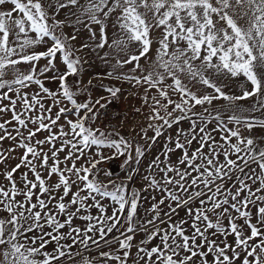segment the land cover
Masks as SVG:
<instances>
[{
    "label": "snow or ice",
    "instance_id": "6c2138e0",
    "mask_svg": "<svg viewBox=\"0 0 264 264\" xmlns=\"http://www.w3.org/2000/svg\"><path fill=\"white\" fill-rule=\"evenodd\" d=\"M0 6L6 9L0 10V89H6L0 93V113H11V120L0 123V141L13 140L24 150L20 162L2 174L10 187L0 185V212L7 213L0 217V264H61L62 257L81 255L78 250L71 251L74 246L88 250L91 243L99 248L101 241L127 250L134 237L126 233L137 230L147 234V241L141 243L157 238L160 243L150 249L139 247L133 264L140 260L144 264H264V147H258L250 135L257 126L264 129V119L235 114L264 112V0H49L47 7L42 0H0ZM70 7L78 8L79 15H71L76 16V24L88 30L90 39L96 40V49L107 46L124 53L126 58H117L114 68L132 65V74L114 76L109 72V77L148 85L144 89L146 104L148 89H156L157 94L151 96V115L147 117L150 122L147 129L141 130L142 139L155 144L164 128L171 129L191 116L204 122V116L194 109L220 99L228 101L233 110L227 123L244 129L242 132L240 127H228L221 120L218 129H213L222 133L217 141L206 133V123L200 127L192 120L188 133L180 129L175 140L169 137L171 144L166 143L162 153L165 160L157 156L149 166L163 173L162 183L154 177H144L150 181V188L163 195L152 204V217L140 224L134 221L139 191L129 189L124 181L108 179L105 183L100 175L111 177L112 173L99 166L116 157H124V165L139 164L145 150L119 133L114 138L111 132L92 128L91 122L96 120L94 108L104 107V97L87 103L75 98L77 89L69 86L68 77L83 70V61L70 43L77 39L76 35L58 33L64 21L55 18ZM109 20L121 33L111 43L107 36ZM92 25L97 26L96 31ZM153 29L160 33L154 59L150 55ZM49 41L46 50H37L38 46L49 45ZM130 45H136L134 51ZM89 47L82 44L80 50ZM58 54L62 58L60 66L55 63ZM42 59L46 63L38 67ZM141 59L151 61L149 67L153 70L146 75ZM21 65L28 67L21 71ZM138 70L140 75L135 74ZM9 72L12 78L6 79ZM46 73L52 75L45 76ZM180 74L212 92L198 95L185 85ZM213 75L242 76L241 95L226 94L223 87L227 85L216 83ZM41 77L58 81L59 89L50 91ZM167 78L172 83L165 85ZM33 83L38 86L36 94L22 91ZM106 91L116 98L121 89L108 87ZM170 92L178 94L179 101L173 100ZM49 98L52 103L46 106L42 100ZM250 98H256L250 108L237 103ZM65 100L71 108L64 104ZM62 118L64 123H60ZM215 119L220 120L219 114ZM13 121L18 125L15 135L5 126ZM148 129L153 136L148 137ZM40 132H47V136L36 139ZM194 141L198 146L189 151ZM94 148L96 151H92ZM105 149L108 155L103 154ZM176 150L181 152L176 165L165 163ZM13 151L7 150L9 157ZM60 153H65L63 159ZM6 158L0 152V163ZM22 166L28 168L33 179L21 173L20 187L14 173ZM134 171L130 169V173ZM53 175L57 181L48 183ZM126 179L131 181L133 176L129 174ZM73 186L76 191H72ZM103 201L108 202L107 206ZM161 205L167 209L163 218ZM253 207L256 223L252 222ZM178 209L185 210L187 219H172ZM122 216L126 220L122 221ZM75 219L86 223L74 226ZM157 221L166 227H158ZM122 223L120 236L106 239ZM228 236L234 238L233 242L227 241ZM49 245L51 252L47 250ZM100 255L125 264L129 252L121 256L101 251ZM81 264L92 261L82 258Z\"/></svg>",
    "mask_w": 264,
    "mask_h": 264
},
{
    "label": "rangeland",
    "instance_id": "374dc122",
    "mask_svg": "<svg viewBox=\"0 0 264 264\" xmlns=\"http://www.w3.org/2000/svg\"><path fill=\"white\" fill-rule=\"evenodd\" d=\"M44 4H48L49 0H42ZM84 0H81V3H83ZM46 6V5H45ZM47 7V6H46ZM71 13H76L79 15V10L77 7H70L67 9H62L58 14H56L55 18L61 21H64V27L62 29H57V32L63 31L65 35L71 36L76 35L77 39L75 41H70L72 47L74 49H77L75 55H78L81 60L83 61L82 64V71L75 76H69L68 77V84L72 88H76V99L78 102L87 103L89 99L91 101H95L96 99H99L100 97H104L102 100L103 104L109 103L115 106V113L111 114L109 116H106L105 113H99L101 110L100 106H95L94 113L96 115V120L94 122H91V126L93 129H99L103 132H111L114 138H118L116 136L117 133L119 135L124 136L125 138L134 141L136 144H139L142 148L145 150V155L140 158V163H132L130 165H124V157H116L112 160L103 162L99 167L102 170H107L108 172L112 173L111 177H105L103 174L100 175L99 179L103 180L105 183H107L108 179H112L119 183L120 181H124L129 187V189L135 188L140 193V200L138 203V214L137 217L134 218V221L136 224H140L142 221H146L152 217L151 212V206L153 203L158 201L162 198L163 193L160 191H157L154 188H150L149 180H145L144 177L148 176L150 178L154 177L156 180L161 181V177L163 173H161L155 166L149 167L152 164V161L155 159V157L159 156L162 161L165 160V157L163 156L164 152V145L166 143L171 144V141H169V137L172 138V140H175L178 134V131L180 129H183L185 133H188L190 131V124L192 120H195L197 122V125L200 127H204L206 123V133H211V135L217 140L220 141V137L222 135L219 130L213 131V129H218V125L220 124V121L222 120L228 127H240L241 131L244 132L242 125H235V124H228V117L233 114V110L228 107V101H225L223 99L220 100H214L211 105H204V106H197L194 111L197 113H200L204 116V122H202L198 117L191 116L190 120L181 121L178 125H173L171 129L164 128L163 129V135L159 138H157L155 144H151V141L142 139L141 138V130L147 129L149 120L147 117L151 115V106L153 104L151 100V96L156 95V89H148L147 95L149 97L148 103H144V89L148 88V85L141 84L136 85L134 82L129 83L125 80H118L114 77H109L108 73L113 72L114 76L116 75H122V74H132L130 73V69L132 68V65H125L123 68L120 67H113L115 65L116 59L119 58L121 60L125 59L124 53H118L114 51L110 47H105L104 49H96L95 43L96 40L90 39V33L87 29L84 28L82 24H76V16L71 15ZM50 15L51 10H50ZM112 20L108 21L107 25V36L109 43L115 38H117L119 35H121L118 30L114 29L112 27ZM92 28L94 31L97 30V26L92 25ZM60 30V31H58ZM159 31L156 29H153L150 32V38L153 40L152 49L150 52V55L152 58H155V52L158 47L156 41L159 38ZM49 45H41L37 47L38 51H43L46 49ZM82 44H88L90 47L80 50ZM136 45H130L131 50H135ZM105 53H108L107 57H105ZM107 61V62H106ZM46 63L45 60H41L38 62V67H42ZM55 63L57 66H60L62 64V58L58 54V58L55 60ZM151 61H146L144 59H141L140 64L145 68V72L143 74H147V71L153 70L149 67ZM197 64L199 61L196 62ZM28 66L27 65H21L20 69L21 71H24ZM155 71L163 72V69H155ZM136 75H140L141 73L139 70L135 73ZM52 73H46L45 76H50ZM12 78L11 72H9V75L6 77V79ZM180 78L185 83L187 87H189L193 92H196L199 94L204 93H211V89H207L206 86L198 84L196 81L191 80L187 75L180 74ZM212 78L216 81V83L220 84L221 86L227 85L226 87H223V90L228 95H241L242 90L240 85L244 83V78L237 77V78H228L225 76L217 77L215 75L212 76ZM91 80L92 83L89 84L88 81ZM41 82L44 84L45 87L49 88L50 91L56 92L59 89V82L56 80H50L46 79L44 77H41ZM172 81L170 78H167L165 80V85L171 84ZM108 87H118L121 89L120 93H118L116 98H112L111 95L106 91V88ZM3 91H6V89H0V93ZM22 91L36 94L38 92V86L33 84H30L28 88L23 89ZM170 91V90H169ZM171 98L173 100L179 101L180 97L176 93H171ZM9 95H13L12 93H9ZM13 98H15L13 96ZM43 103L47 105L51 104V99L42 100ZM256 102V98H250L248 100L238 101L237 103L241 105L244 108H250L253 103ZM4 104H7L8 101H3ZM64 104L67 105L69 108H71V104H69L66 100L64 101ZM207 108L208 111L205 112L204 109ZM137 109H140V111H137ZM56 111V108H53V112ZM83 114V113H81ZM219 114L220 120H216V115ZM236 115L239 116H245L250 118H255L257 120L264 119V112H235ZM70 119H75L73 115H69ZM11 120V113H0V123ZM60 123H64V120L60 121ZM152 123H158L153 121ZM8 131L12 132L13 135H15V127H18V125L15 124L13 121L11 124L5 125ZM29 127H32L31 124H29ZM22 132H24V129H21ZM198 132V129H197ZM26 134V133H25ZM153 131L151 129H148L147 135L148 137L153 136ZM247 134V133H245ZM250 135L256 139L257 146L258 147H264V141L261 140V137H264V129L259 128L258 126L254 129H252ZM45 136H47V132H40L37 133L36 139H43ZM19 139V137H17ZM183 140V137H181ZM150 145V146H149ZM59 146V145H57ZM198 146L197 142H193V144L190 146L189 151L194 150ZM9 148H13L14 151L11 152L10 157L7 150ZM48 150V146H44V151ZM23 149H20L16 142L10 139H5L3 141H0V152H3L5 157H8L4 159L2 163H0V185L5 186L6 188L10 187V183L4 178L2 175L8 170H11V168L15 167L17 163L20 162V157L23 155ZM92 151H96V149H92ZM103 154L108 155V150H102ZM207 151V149H205ZM65 153H60L61 159H63V156ZM181 156V152L179 150L174 151L173 153L169 154V158L165 163H170L173 165H176V162L178 158ZM233 159L236 157L233 156ZM220 160L223 161V157H220ZM35 162V161H34ZM51 163V161H50ZM78 162V166H79ZM63 167V165H61ZM161 167H164L163 164H161ZM179 167H183L180 165ZM255 167V165H253ZM130 169H135L134 172L130 173ZM21 173H27L29 179H33L32 173L28 170L26 167H21L17 170L16 173H14V179L18 186L22 187L21 184ZM131 174L133 176V180L128 181L126 178L127 176ZM46 175V173H45ZM173 175V174H169ZM57 181V177L53 175V177L48 181V183H55ZM249 183H251L249 181ZM72 191H76L75 186H73ZM83 194V193H82ZM57 195H62V192H58ZM153 197H155V200H153ZM47 199V197H43ZM17 199H21V197H17ZM70 199V196L65 198L67 201ZM35 200V198H34ZM107 206V201H103ZM169 203V201H166L165 204ZM54 205L50 204V207H53ZM195 206V204L193 205ZM162 209L161 217L163 218V211H167L166 207L164 205L160 206ZM93 214H95V209L91 210ZM255 207L252 208L253 216H252V222L256 223V215H255ZM110 214V209H109ZM234 214V213H232ZM7 216V213L0 212V217ZM187 219L185 215L184 209H178V215L173 216L174 221H179L180 219ZM58 219H63V217H58ZM121 220H126V217L122 216ZM238 223H242V221H237ZM86 222L81 221L79 219L74 220V226H83ZM158 227H166V225L159 224V221L156 222ZM223 223L227 225L228 221L224 220ZM151 229V226H148ZM48 230V229H46ZM68 229H64L62 231H67ZM124 230V224L118 226L117 230H114L113 233H109L106 237L108 240H112L114 236H120V231ZM128 235H133V240L131 241L132 247L130 249L124 250L119 249L118 246L113 243L111 247L104 244L103 241L100 242V247L97 248L96 245H92L90 243L88 250H85L82 246L77 248L74 246L71 251H79L81 253L80 256H74V257H62L61 258V264H73V260L75 261V264H81L82 258H87L92 261V264H119L118 261H113L109 258L102 257L100 255L101 251L110 252L112 255H121L124 251H128L129 255L125 259V264H133L134 260L137 259V251L139 247H147L151 248L157 244L160 243L159 239H154L150 242L141 243L142 241H147V234L144 231L137 230L134 233H126ZM31 235V234H29ZM90 235H92L90 233ZM121 239L123 237H120ZM220 239H225V237H220ZM227 241L229 243L233 242V237L228 236ZM63 243V242H62ZM70 243V241H68ZM49 252L52 251V245L48 246L47 249ZM68 251V250H66ZM142 255V253H141ZM123 258V257H122ZM55 264V262H54ZM139 264H144L143 260L139 261Z\"/></svg>",
    "mask_w": 264,
    "mask_h": 264
},
{
    "label": "built area",
    "instance_id": "2783aa9c",
    "mask_svg": "<svg viewBox=\"0 0 264 264\" xmlns=\"http://www.w3.org/2000/svg\"><path fill=\"white\" fill-rule=\"evenodd\" d=\"M114 110H115V106H113L112 104L106 103V104H104V107L101 108L99 113H105V114H107L106 116H109V115L115 113Z\"/></svg>",
    "mask_w": 264,
    "mask_h": 264
},
{
    "label": "crops",
    "instance_id": "0c3cea01",
    "mask_svg": "<svg viewBox=\"0 0 264 264\" xmlns=\"http://www.w3.org/2000/svg\"><path fill=\"white\" fill-rule=\"evenodd\" d=\"M43 2V1H42ZM46 6H47V4H45ZM8 7H11V6H8ZM0 10H6V9H4V6H0ZM15 15H19L18 13H14V16ZM46 50V49H45Z\"/></svg>",
    "mask_w": 264,
    "mask_h": 264
},
{
    "label": "trees",
    "instance_id": "16d2710c",
    "mask_svg": "<svg viewBox=\"0 0 264 264\" xmlns=\"http://www.w3.org/2000/svg\"><path fill=\"white\" fill-rule=\"evenodd\" d=\"M58 31H60V30H58Z\"/></svg>",
    "mask_w": 264,
    "mask_h": 264
}]
</instances>
